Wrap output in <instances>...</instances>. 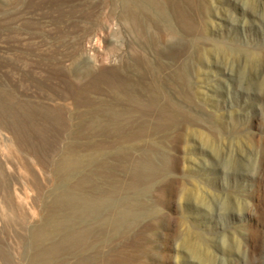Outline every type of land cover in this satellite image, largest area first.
Here are the masks:
<instances>
[{
	"label": "rangeland",
	"instance_id": "obj_1",
	"mask_svg": "<svg viewBox=\"0 0 264 264\" xmlns=\"http://www.w3.org/2000/svg\"><path fill=\"white\" fill-rule=\"evenodd\" d=\"M169 1L164 0L161 12L146 0H136L133 8L151 30L154 23L172 25L174 33L161 48L164 64L172 63L166 55L172 47L181 52V59L185 55L195 59L191 75L195 103H187L175 85L166 82L175 124L154 138L161 150L175 156V186L153 201L156 214L149 218L148 227L144 226L147 219L140 217L129 233L117 232L108 243L96 246L102 252L112 248L128 264H264V20L248 10V0H205L206 6L204 0H193L196 8L192 0H174L175 11L168 7ZM254 1L260 13L264 0ZM58 9L64 12L57 21ZM122 10L121 0H69L60 6L45 0H0V92L6 90L3 100L10 107L0 120V205L9 190L15 194V203L23 204L27 220L24 224L18 219L13 229L25 246L26 232L42 223L43 195L69 188L60 183L54 162L67 142L75 145L69 155L83 159L93 153L97 139L106 143L100 161L81 162L80 171L70 176L74 180L84 175L82 189L87 195L94 197L110 191L113 183L131 180L123 169L128 159L115 153L138 154V147L126 143L111 148L110 135L95 136L93 131L86 135L79 125L59 129L26 117L12 119L14 112H26L22 103L55 96L35 82L29 66L36 57L35 45L43 42L60 48L58 26L70 37L73 27L90 26L102 37L104 51L127 55L129 43L142 49L140 35L123 26ZM87 14L94 18L87 19ZM145 52L150 60L156 56L151 48ZM198 52L203 53L201 60L195 58ZM225 59L237 60L238 65L225 71L230 67ZM163 72L168 75L170 68ZM127 74L134 82L139 80L136 72ZM14 124L23 131L47 128V139L56 142L46 149L43 138L32 130L34 135L18 143L11 128ZM108 128L107 124L105 131ZM30 145H35L37 153L29 152ZM99 162L101 172H94ZM131 193L142 196L139 187ZM8 226L0 217V251L13 254L14 236ZM95 240L92 235L90 242ZM65 256L73 261L76 255ZM0 264H5L1 255Z\"/></svg>",
	"mask_w": 264,
	"mask_h": 264
},
{
	"label": "bare ground",
	"instance_id": "obj_2",
	"mask_svg": "<svg viewBox=\"0 0 264 264\" xmlns=\"http://www.w3.org/2000/svg\"><path fill=\"white\" fill-rule=\"evenodd\" d=\"M45 1L60 6L69 0ZM146 1L158 12L164 8V0ZM121 3L123 10L119 16L123 26L140 35L142 49L139 50L129 43L127 55L104 51L103 47L101 48L102 37L93 33L90 26L79 29L73 27L72 37L66 36L58 26L60 48L47 46L43 42L35 45L33 53L36 57L29 66L35 82L52 91L55 96L22 103L26 112H14L12 119L18 121L26 117L39 124L55 125L59 129L66 125H79L86 135H91L92 131L95 136L104 133L110 135L112 139L108 146L111 148L126 143L130 148L138 147V154L133 151L115 153L118 158L128 159V166L123 169L131 180L113 183L110 191L96 194L94 197L87 195L82 189L86 181L84 175L74 180H71L70 176L80 171L81 162L93 159L100 161L106 143L95 139L93 153L83 159L69 155L75 145L67 142L58 150L54 162L60 183L63 181L69 184V188L58 193L48 191L43 195L42 223L26 232L27 246L23 245L21 235L13 229L18 219L24 224L27 220L23 204L19 201L15 203V194L9 190L8 196L0 205V217L8 221L7 230L14 236L13 254L0 251L5 264H90L92 261L95 264H128V259L112 248L108 247L102 252L96 245L108 243L110 237L117 232L129 233L140 217L147 219L148 223L145 221L144 226L148 227L149 218L156 214L153 201L165 191L171 192L175 186V178L172 176L175 171V156L161 150L160 142L154 138L175 124V113L170 108V96L165 91L166 82L174 84L187 103H195L196 90L191 80L195 71V59L187 55L181 59V52L172 47L166 52V55L172 58V63L164 64L160 59L163 52L161 48L167 41V36L172 37L174 33L172 25L154 23L155 26L151 30L145 20L139 19L135 12L133 7L136 0H121ZM191 3L195 8L198 7L195 1L192 0ZM247 3L248 10L264 20V8L257 13L256 2L248 0ZM167 4L175 11L174 0ZM203 4L206 6L207 2L204 0ZM242 9L246 10L244 7ZM63 12V9H58L57 21L62 18ZM112 12L116 14L114 9ZM86 17L89 20L94 18L92 14H87ZM197 27L200 31L203 30L200 22ZM147 48L155 51L156 56L152 60L146 56ZM202 56L203 53L198 52L195 58L201 60ZM130 59L132 63L128 61ZM224 63L230 64L229 69L225 71H231L234 65H238L237 60L229 63L225 59ZM252 66L251 64L249 69ZM167 68H170V72L165 75L163 71ZM129 70L136 72L140 81L134 82L127 74ZM40 96L42 97L41 94ZM4 97L7 98V92L2 89L0 100L5 99ZM5 102H1L0 120L10 111ZM107 124L109 128L105 131ZM11 128L18 143L24 142V136L31 137L33 131L43 138L46 149L56 142V139L50 142L47 139V128L37 127L32 129L33 131H23L20 124ZM34 146L30 145L29 149L33 154L37 153ZM101 167L100 162L96 163L94 172H99ZM79 187L82 191L78 190ZM136 187L142 192L141 197L131 193ZM154 189L157 191L156 195H152ZM92 235L96 238L95 244L90 242ZM69 254L76 255L73 261L66 259L65 255ZM14 258L24 260L18 261Z\"/></svg>",
	"mask_w": 264,
	"mask_h": 264
}]
</instances>
